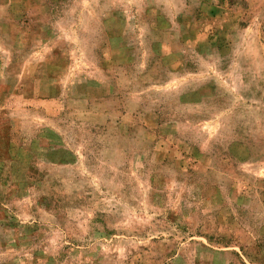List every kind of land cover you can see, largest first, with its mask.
Segmentation results:
<instances>
[{
	"label": "rangeland",
	"instance_id": "rangeland-1",
	"mask_svg": "<svg viewBox=\"0 0 264 264\" xmlns=\"http://www.w3.org/2000/svg\"><path fill=\"white\" fill-rule=\"evenodd\" d=\"M0 264H264V0H0Z\"/></svg>",
	"mask_w": 264,
	"mask_h": 264
}]
</instances>
